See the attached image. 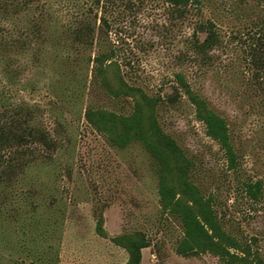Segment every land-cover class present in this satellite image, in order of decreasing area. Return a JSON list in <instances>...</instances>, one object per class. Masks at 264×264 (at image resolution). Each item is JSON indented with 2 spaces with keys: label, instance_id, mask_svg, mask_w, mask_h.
Instances as JSON below:
<instances>
[{
  "label": "rangeland",
  "instance_id": "obj_1",
  "mask_svg": "<svg viewBox=\"0 0 264 264\" xmlns=\"http://www.w3.org/2000/svg\"><path fill=\"white\" fill-rule=\"evenodd\" d=\"M209 24L215 42L199 52ZM263 47L264 0L183 9L166 0H0V123L15 119L10 127L25 136L12 148L15 182L0 193V264H125L112 239L134 233L149 243L140 264H224L175 252L183 228L161 209L155 160L138 141L113 145L85 119L88 110L130 117L136 101L143 121L152 115L191 161L187 178L222 231L264 264ZM108 51L119 68L105 71L110 91L91 62ZM177 74L224 119L232 158L206 135ZM100 216L105 238L95 231Z\"/></svg>",
  "mask_w": 264,
  "mask_h": 264
},
{
  "label": "trees",
  "instance_id": "obj_2",
  "mask_svg": "<svg viewBox=\"0 0 264 264\" xmlns=\"http://www.w3.org/2000/svg\"><path fill=\"white\" fill-rule=\"evenodd\" d=\"M166 2L172 7L183 9L191 4L192 0H166ZM212 27L211 24L205 28L202 27L206 30V37L201 43L196 44L199 52H204L214 44L215 36ZM78 34L82 35V30H79ZM258 55L260 57L258 59L263 60L264 65V51ZM113 58V52L108 51L96 54L91 60L95 79L101 87L109 91L111 88L105 78V71L111 64H115ZM116 67L119 69L117 65ZM175 78L180 89L194 106L196 117L205 125L206 135L217 141L232 158L224 119L207 108L205 100L191 91L181 74H177ZM119 86L127 87L123 82ZM135 103L133 114L127 118L117 117L105 111L88 110L85 112V119L96 131L105 134L113 145L124 147L131 141H138L155 160L158 177L157 194L161 209L163 212L174 214L183 228V236L175 252L181 256H196L209 252L218 256L224 264H263L257 256L252 255L248 246L242 250L239 249L236 242L222 231L210 199H204L187 178L191 161L184 156L170 137L158 129L152 115L149 116L147 124L143 121V111L139 101ZM153 105V102L148 104L150 110ZM14 120L0 123V193L2 189H8L15 182L12 177L14 165L11 162L16 152L12 148L22 142L25 137H19L10 127L14 124ZM27 135L34 139L36 135L38 139L36 141L45 145L51 142L47 141L45 134L39 131L35 135L33 132H28ZM3 150L8 151L4 153ZM249 192L253 196L254 187H249ZM3 204L0 200V213ZM9 204H11L10 201ZM18 211L19 208L14 206L9 209L11 213ZM95 231L99 237H106L102 216L96 221ZM112 242L126 251L128 259L125 264H140L141 250L149 246L141 233L119 235L113 238ZM230 250L239 252L240 255ZM47 262L49 261L46 260L45 263ZM53 262L52 259L50 264Z\"/></svg>",
  "mask_w": 264,
  "mask_h": 264
}]
</instances>
